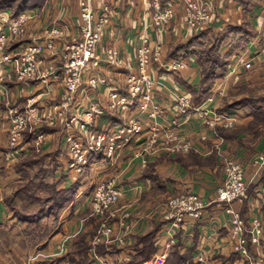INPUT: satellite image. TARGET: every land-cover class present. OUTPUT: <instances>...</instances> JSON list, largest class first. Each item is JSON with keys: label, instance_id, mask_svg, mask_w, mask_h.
Returning a JSON list of instances; mask_svg holds the SVG:
<instances>
[{"label": "built area", "instance_id": "built-area-1", "mask_svg": "<svg viewBox=\"0 0 264 264\" xmlns=\"http://www.w3.org/2000/svg\"><path fill=\"white\" fill-rule=\"evenodd\" d=\"M150 14L145 28L152 31L138 38L134 54V71H126L124 78L110 80L108 74H102L101 67H120L125 62L121 50L109 47L99 50L97 47L102 31L110 24L113 16L111 2L100 0L97 11L92 0H79L78 14L73 18V34L67 39L63 25L57 20L40 26L39 31L30 33L29 24L41 16L45 8H34L12 16L8 11L0 10V103L6 95L5 81L42 86L47 106H39L38 98L30 97L26 104L7 106L0 122V131L4 130L5 157L17 160L19 157L39 152L46 141V134L39 132L42 126L60 127L63 130L64 172L73 181L81 175L88 165L92 153L102 155L100 163H92L96 169L112 166L128 147L142 144L148 154L160 150L170 152H188L189 143H182L178 135L181 127L190 120H199L203 126H224L239 121L237 114L219 112L211 104L219 95L230 77L240 68L252 66L254 57L249 47L234 56L228 71L216 80L210 94L199 105H192L189 93L177 83L165 84L163 79L176 76L186 69L193 57L165 58L163 38L169 32L173 35L189 37L212 26L217 19L213 0H145ZM179 8L180 14L177 13ZM174 24L172 28L171 24ZM179 23V24H178ZM170 28V29H169ZM154 35V36H153ZM176 37V36H175ZM16 42V46L11 47ZM257 39L249 46H256ZM260 53L264 56V43ZM41 56H52L47 63ZM61 75L58 92L59 103L50 102L53 98V81ZM63 77V78H62ZM162 78V79H161ZM119 79V78H118ZM114 84V86H113ZM121 84V85H120ZM122 86V87H120ZM83 90L87 105L75 103L78 89ZM166 90L167 101L162 103L156 97L159 90ZM104 90L108 98L93 96ZM49 96V97H46ZM105 112L113 114L117 122H105L98 127L99 117ZM30 136L29 140L24 134ZM144 150H137V157ZM145 167V160H140ZM258 169H264V154L254 160ZM225 179L215 191L214 200L224 205L229 216L231 237L234 250L240 255V264H264V255L259 252L262 240V223L257 217L245 223L233 202L240 201L246 193L243 166L228 161L225 163ZM123 190L117 176H105L96 181L90 200L91 212L99 218L100 227L97 238L92 243V251L98 264H114L95 253V245L113 244L121 238L115 237V227L107 220L115 217L117 204ZM206 206L195 192L177 193L165 202L164 219L168 221L170 232L179 229L185 217L198 218ZM124 220L121 225H124ZM172 234L169 241L173 242ZM114 237V238H113ZM123 245V244H121ZM252 247L255 253H249ZM203 262L201 255L196 257Z\"/></svg>", "mask_w": 264, "mask_h": 264}, {"label": "crops", "instance_id": "crops-1", "mask_svg": "<svg viewBox=\"0 0 264 264\" xmlns=\"http://www.w3.org/2000/svg\"><path fill=\"white\" fill-rule=\"evenodd\" d=\"M213 1L216 6L217 19L211 27L216 32L223 29L226 24H241L246 9H252L253 4L258 7L255 20L256 26H254L255 31H257L255 37L257 38L256 46H249L250 42H252L250 40L249 44L247 43V47L253 51L252 55L254 60L251 69L258 70L264 68V56L259 53V50H256L261 40L264 39V32L261 33L262 26L264 27V0H249L247 6L237 0ZM119 2V5L117 4L119 12L113 15L110 20L108 38L110 44H117L120 47L121 52H131L132 43H137L138 37L141 34L149 33L152 35V31L144 27L148 19L147 17H149V11L145 0H120ZM41 7H44L45 10L40 17L30 22V33L33 34L34 31H39L40 26L47 22L57 20L63 25L66 38L69 39L73 34V18L78 14L79 10L77 0H46ZM177 13L180 14L179 8L177 9ZM172 26H174L173 23L170 27L172 28ZM175 36L172 32L165 35L163 38L165 51H167L171 43L182 42L187 39L185 36ZM12 45L11 47L16 46V42H13ZM233 59L234 56L231 57L226 72L232 65ZM241 70L244 71L245 69L240 68L237 72ZM166 75L167 77L163 79L165 84L173 82L183 87L180 80H185L191 85H196L199 81V68L194 61H191L187 68L176 76L170 77L168 74ZM60 80L61 75L58 74L56 80L53 81V93H58L60 91ZM4 85L6 95L0 103V122L2 124H4L5 121L3 116L6 113L7 106L17 103L22 105L23 100L21 99L23 97L22 92L19 90V85L14 81H5ZM34 87L36 88V86ZM95 95H97V93L93 92V96ZM156 97L162 103L167 101V94L162 89L156 93ZM249 97L251 96L241 97L240 99L237 98L234 101L240 102ZM252 97L259 98V95H254ZM74 99V104L78 103L81 106L87 105V98L84 92H82L81 95H76ZM224 101L225 99L221 101V105ZM226 101L227 103L232 102L228 100V98H226ZM48 102V99H44L43 97L38 98L39 106H47L49 104ZM245 103L237 106L233 114L239 116V122L243 123L240 126L242 127L244 125L243 128L248 130L246 133L240 132V134L236 136V143L235 138L233 142L225 143L223 146V154L234 152L245 164L246 193L242 200L233 203L234 209L238 211L245 223H249L251 217L258 215L263 220L264 226V169H257L250 164L251 157L264 147V131L262 130V134L254 139L253 133L251 132H259L261 130V124L256 126L250 125L249 128L248 125L251 123V120H253V114L251 113L250 107ZM258 104L264 112V99L259 101ZM108 121L117 122L118 119L113 114L105 112L99 117L98 127ZM194 121L195 128H191L194 130L187 133L192 140L196 141L199 136L198 130L200 127L197 126L198 121ZM46 127L48 130L43 132L46 134V141L42 150L47 154L54 153L57 155V164L60 166L61 170L56 173L55 177L58 178L61 173L65 175L62 186H67L72 181L68 179V176L64 172L63 130L60 127ZM206 134L209 135L210 133L206 131ZM257 138L259 139L258 141ZM5 139L6 133L2 130L0 131V165H2V168L5 166V160L3 158ZM251 140H254V142H249ZM128 149L127 147L123 151L121 159L117 160L114 165L106 167L105 170H102V168L97 169V179L94 180L93 178L92 182L89 181V183L95 185L96 181L102 177L117 176L119 186L123 190L122 201L128 202L129 210L131 211L129 222L134 226L132 233L128 236L126 244L119 245L113 243L109 245L101 243L97 245V248L99 246L102 247L103 253L97 251V256L114 264H124L131 259V255L134 252L132 245L135 243L136 238L155 229L154 245L157 247V252L151 261L146 262L147 264H162L168 247L176 242L182 244V250H191V259L194 263L240 264L241 257L234 250L235 242L230 233V225L228 223L229 216L224 212V205L214 200L215 191L222 183L224 177L222 158L216 155H214L215 157L213 155L212 157L204 156L206 159H210L208 161L209 163L200 167L196 162L187 161L185 159L179 161L174 157L159 156L154 159L152 158V160L150 159L146 167L139 168L136 162L127 165L126 150ZM90 156L93 160H88V165L100 163L99 161L102 159V155L98 152L92 153ZM1 171L0 169V173ZM84 189L88 188H86V186L83 188L81 187L75 200L72 201L71 208L65 210L67 211L66 215L70 219L63 218L60 230L47 241L46 248L50 251V254H53L54 251L59 252L62 250L66 243L70 245L69 243L71 240L65 242L69 234H79L91 229V224H87V220L85 221L86 218H84L86 212L84 209L85 204L83 205L80 203L81 201H85L86 198L89 199V196H86L89 195V191H84ZM187 191L198 194L206 206L202 209L201 215L198 218L185 217L179 229L170 232L168 221L164 219L165 203H163V201H166L168 197L177 193ZM3 199L0 193V232L5 229V225L14 223L11 218L9 219V213L5 209ZM169 234L173 235V242L169 241ZM4 243L7 245L6 242ZM14 245L16 246L15 243ZM248 250L251 254L255 253L252 247H249ZM258 251L264 255V233ZM198 255L203 256V262H198L196 260Z\"/></svg>", "mask_w": 264, "mask_h": 264}, {"label": "trees", "instance_id": "trees-1", "mask_svg": "<svg viewBox=\"0 0 264 264\" xmlns=\"http://www.w3.org/2000/svg\"><path fill=\"white\" fill-rule=\"evenodd\" d=\"M45 1L0 0V10L9 8L11 15L16 16L25 10L41 7ZM237 1L245 6L249 4V0ZM247 42V32L244 26L226 24L219 32L210 26L198 34L189 36L185 41L170 44L165 52L166 59L193 57L194 62L200 68V77L196 85L180 80L190 95L192 105H199L207 98L214 81L225 74L231 57L238 55ZM263 99L249 97L240 102L225 104L218 111L233 114L237 106L246 102L245 104L250 107L253 114L250 125H255L256 122L264 119V112L258 104ZM47 130L46 126L39 129L42 132ZM218 130L224 138L228 137L225 130ZM24 138L30 139L29 134L25 133ZM56 157L54 153L42 156L26 155L19 157L13 166L16 175L12 181L13 190L4 197L3 203L14 223L7 224L4 228L10 231L15 226L18 227L15 238L11 242L14 241L21 252L46 247L48 238L60 230L61 223L58 222L60 214L76 198L81 188L83 175L77 176L67 186H62L65 175L61 173L58 178L55 177L56 173L61 170ZM89 160L93 158L90 156ZM178 160L181 159L178 158ZM190 161L203 164L202 161V163L195 161L193 155ZM204 162L206 163V158ZM0 167L2 169V165ZM5 229L3 232L6 233ZM155 232L154 229L136 238L132 245L134 252L131 259L124 264H147L146 262L154 258L157 252V247L154 245ZM77 238L72 243L68 254L70 255L69 261L74 264H91L88 255L89 243L85 235H79ZM97 251L103 253V248L99 246ZM51 263H54L53 259L35 262V264ZM162 264L198 263L192 261L190 249L182 250V244L176 242L168 247Z\"/></svg>", "mask_w": 264, "mask_h": 264}, {"label": "rangeland", "instance_id": "rangeland-1", "mask_svg": "<svg viewBox=\"0 0 264 264\" xmlns=\"http://www.w3.org/2000/svg\"><path fill=\"white\" fill-rule=\"evenodd\" d=\"M108 1L111 2V5H112L111 13L113 15H115L117 12H119L117 6L119 5L120 0H108ZM77 2H79V0H77ZM92 4H93V9L97 11V8H99V5H100V0H92ZM32 9H34V8H31L28 10H32ZM4 10L8 11L9 14H11V10L9 8H5L2 11H4ZM28 10H25V11H28ZM263 10H264V8H263ZM257 13H258V7L255 4H253L252 9H250V10L246 9V12H244V14H243L242 23L239 24V25L244 26V28L247 32V38H248L247 43L248 44H249L250 40L253 41L255 39L256 34H257V31H255V29H254V26H256L255 20L257 17ZM148 15L150 17V14H148ZM149 17H147V18L149 19ZM108 30H109V25H106V27H104V29L102 31V37H101V40H100L97 47L99 48V50H106L109 47H114V48H117L120 50V47L117 44H115V45L110 44L109 38H108V36H109ZM262 32H264L263 26H262L261 33ZM137 43H138V40H137ZM137 43H132V51L131 52H129V51L122 52V59H123V62H125V64H123L122 66L120 65V67H117V69L112 68L110 70L106 66L101 67L100 72L102 74H108V76L110 77V80L116 81V78H117V83L119 84L118 81L119 80L121 81V79L124 78L126 71L127 72L128 71H134V69H135L133 60H134L135 48H136ZM263 43H264V39L261 40L259 46L256 48V50H259V53H260V49L262 48L261 46ZM246 48H247V44L245 47H243L240 50L239 53H241ZM41 58L46 59L47 63H54V61H55L54 59L51 61V58H55L52 56H46V57L41 56ZM181 59L186 60L187 58H181ZM186 61H188V60H186ZM252 66H253V64H252ZM252 66L248 69H245L244 71L241 70L240 72H237L236 74L232 75L231 76L232 78L230 77L231 79H229L228 83L224 87L223 95H219L218 97H216L215 101L211 104V106L215 107L218 111V109H220L222 106H224L225 104H228L226 101V98H228V100H230L232 102L237 98L240 99L241 97H245V96H251L252 97L254 95H257V96L259 95V97L264 98V68H261L258 70H252L251 69ZM198 68H199V66H198ZM199 77H200V68H199ZM218 79H220V78H218ZM218 79H216V80H218ZM216 80L214 81V83L216 82ZM61 82H62V79L60 80V83ZM29 83L28 84L16 83L17 85H19L20 92H22L23 98H21V99H23L22 100L23 106H24V104H26L27 100L30 97H35V96L37 98L45 97L43 95V93L45 91V90H43V89H45L44 87L36 86V85H34V82L33 83L31 82V84H29ZM214 83L212 85H214ZM34 86H36V88ZM113 86H114V84H113ZM120 87H122V86H120ZM163 91L167 94L166 90H163ZM82 92H83V90H81L79 88L76 93H72V97H74V96L76 97V95L77 96L81 95ZM46 97H49V96H46ZM50 97L53 98L51 100L52 102H54V103L60 102V97H59L58 93H53V95H51ZM97 97L104 98L105 101H106V98H108L107 93L104 90H99ZM224 99H225V101L221 105V101ZM232 102H230V103H232ZM70 107L75 108V104L74 103L70 104ZM196 121H198L197 126L200 127L198 130L199 136L196 139V141L192 140L189 137V134L187 133L191 130H194V129H191L193 127L195 128L194 119H193V121L190 120V122L186 126L184 125L183 127H181V130L178 132L179 133L178 135H180V137H181V139H180L181 142L182 143H189L191 145L190 151L181 153V152H170L168 150H160L157 153L148 154V151L145 152L142 144H137V145H134L133 147H131L130 149H128L129 151L126 150V154H127L126 163H127V165H129V164L131 165L132 162H136L137 166L139 168H144L143 166H141L140 160H145V163H146L145 167H146L147 164L149 163L150 159L152 160V158L154 159V158L159 157V156H165V157H169V158L174 157L176 159L180 158L181 160L185 159L187 161H190L191 155H193V156H195V161H199L200 163L203 162V164H198L201 167V166L207 165L209 163L208 161L210 159H206V163L204 162L205 157H209V156L212 157V155L213 156L216 155V156H220L223 160L222 168H223V176L224 177H223L222 183H223V181L225 179V175H226L225 163H227L228 161H234L235 163H238L239 165L243 166V170H244L245 164H244L243 160L240 159V157L238 155H236V153L229 152L230 154L229 153L223 154V150H224L223 146L225 143L233 142L234 138H235V143H236L237 142L236 136L238 134H240V132H242V133L247 132L248 129L243 128L244 125L242 127L240 126L243 123H240L238 121V122L232 123L231 125H227V126H224L222 124H216L214 127L210 128L207 126H203L199 120H196ZM258 124H261V130L259 132H251L250 131L251 133H253L254 139H256L255 137H257L258 135L262 134V130L264 131V119L256 122L255 126ZM248 126L250 128V124ZM248 126H247V128H248ZM53 128H55V127H53ZM218 129L225 130L227 132L228 137L224 138ZM206 131H208L210 134L207 135ZM258 140L259 139L257 138V141ZM29 142H30V140H29ZM249 142L253 143L254 140H251ZM42 149L43 148H41L39 150V152L34 151L33 153L29 154V156L30 155L42 156L44 154H47ZM140 149L144 150V151L136 157L135 153L137 152V150H140ZM260 154H264V147L262 148V150H259L257 153H255L250 159V164L255 166L257 169H258V167H257V165L254 164V160ZM121 156H122V154L117 158V160L121 159ZM3 158L5 160L4 161L5 166L1 169L2 171L0 173V193H1L2 197L4 198V196L9 195L13 190L12 181L16 177V175L13 171V166H14L16 160L6 159L5 153H3ZM0 160H1V158H0ZM133 165H135V164H133ZM82 174H83V181H82L81 187L83 188L86 186V188H88V189H84V191L85 190L89 191V195H86V196H89V199L86 198L85 201L80 200L81 201L80 203L83 205L85 204L84 209L86 212H85L84 218H86L85 221L87 220V224H91V229L84 231V232H81L79 234H69V236L66 238L65 242H69L71 240L69 243L70 245H67V243H66V245L63 246L62 250H60V251L58 250L59 252L54 251L53 254L52 253L50 254V251L46 247L45 248H37V249H34L30 252L28 250H27V252H25V251L21 252V250L13 244L14 241L11 242L15 238L17 226L12 228L10 231H8V229H5L6 233L3 232L4 230H1L2 232H0V264H35L36 261L40 262V261H46V260H52V259H53L54 263H51V264H74V263L69 261L70 255H68V254L71 250L72 243L78 239L77 237L79 235H85V239L89 243L88 255H89L91 264H97L95 257H94V254H93V251H92V243L95 241V237L97 238V231H98V228L100 227V221L98 218V224H97V215L93 214L91 212V209H90V200L92 197V191L94 189V185L89 183V181L92 182L93 178H94V180L97 179V169L95 167H93L92 165L91 166L87 165L84 168ZM244 177H245V172H244ZM246 187H247V185H246ZM170 197H168V198H170ZM122 199H123V194H122V196H120L119 202L116 206L117 212L115 214V217L111 218L110 220H107V222H106L107 224H112L115 227V234H114L115 237L117 236V238H121L120 240H116V243L119 245L126 244V242L128 240V236L132 233V230L134 227L129 222V218L131 217L130 216L131 211L129 210V204H128V202H124V200L122 201ZM166 201H163V203H165ZM72 203L73 202H71L68 205V207H66V209L71 208ZM65 210L59 216V219H58L59 224L62 223L63 218L70 219L66 215L67 211H65ZM253 217H257V218H259V220H261L262 235H263V233H264L263 232L264 226H263V222H262L263 220L258 215H255ZM253 217H251V218H253ZM10 218L11 217L9 216V219ZM122 220H124V222H125L124 225H121ZM8 223H10V222H8ZM10 224H12V223H10ZM3 233H5V234H3ZM53 235H51L47 241H49ZM4 242H6L7 245H5ZM102 244H104V243H102ZM95 253L97 254V243L95 245ZM62 256H65V258H62Z\"/></svg>", "mask_w": 264, "mask_h": 264}]
</instances>
